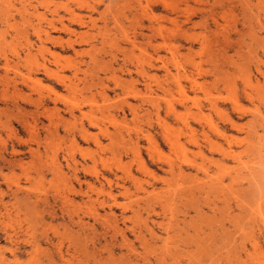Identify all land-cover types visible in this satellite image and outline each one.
Listing matches in <instances>:
<instances>
[{
  "label": "rangeland",
  "instance_id": "1",
  "mask_svg": "<svg viewBox=\"0 0 264 264\" xmlns=\"http://www.w3.org/2000/svg\"><path fill=\"white\" fill-rule=\"evenodd\" d=\"M109 3L0 0V264H264V0H156L151 94Z\"/></svg>",
  "mask_w": 264,
  "mask_h": 264
},
{
  "label": "bare ground",
  "instance_id": "2",
  "mask_svg": "<svg viewBox=\"0 0 264 264\" xmlns=\"http://www.w3.org/2000/svg\"><path fill=\"white\" fill-rule=\"evenodd\" d=\"M29 1V0H28ZM32 1V0H31ZM51 1V0H50ZM110 2H113V4H111V3H109V4H111V5H114V8L113 9H115L114 10V12H116V14H117V12L118 13H123V16L125 17V14H126V10L125 11H121V12H119V10H118V8L120 9H125L126 7H129V11L131 12V14H132V16H133V20L131 21V24L132 25H135V26H132V28L134 27V29H135V31H134V34L132 35V36H130V34L128 33V31H126L125 32V30H123L122 32L125 34V37H127L128 38V44H130L129 46H131V48L130 49H126V50H120L121 48H118L121 52H123V54L125 55V59H123V63H124V67H127L128 68V64L130 63V62H132L133 61V59H130V57H132V58H134L138 63H139V65H137V75L139 76V79H137L135 82H138V81H143V82H145V88H146V90H148V91H145V92H149V94H151L152 92H153V89H151V85H150V83H153L152 82V80L153 81H157L158 79L156 78V76L155 75H150L144 68H143V66L145 65L144 63H143V65H142V63H141V60H140V58L142 59L143 57H141L142 56V54H143V48H142V43L138 40L139 38H141L142 39V41L143 40H145L144 42H146V39H147V44H149L151 47H152V49L154 50V52H155V55L154 56H152V58L150 59V61L148 62L149 64H150V67H152L153 69H158V66H157V64H159L158 62L161 60V57L160 56H157L159 53V46H158V44H153V40H155L156 39V37H157V35H159L158 33H159V31H160V27H159V25H160V23L159 22H157L158 20L157 19H155V15H150V12H152L153 11V9L155 10V4H156V0H109ZM143 1H145V2H143ZM37 2H38V4L40 5V4H44V5H46V0H37ZM8 4V3H7ZM26 4H28V3H25V2H21V8H23L24 10H27L28 9V7L26 6ZM30 4V3H29ZM28 4V5H29ZM153 4V5H152ZM34 5V4H33ZM111 5H109L108 7H111ZM45 7V6H44ZM32 8H33V10H32V15L33 16H35V18L37 19V23H36V25H34V24H32L33 25V31L35 32V34L38 36V38H39V41L41 42V44L42 45H44V40H46L47 39V41L48 40H50L51 42H53V43H57L58 42V40L61 38V37H59V38H55L54 36H51V34H50V30L49 29H51V30H53V31H65L66 33H69V34H73L75 31H74V29L73 28H71V25H73V24H79V26L80 25H82V24H86L87 23V21H89V20H86V19H84V17H81L80 15H72L71 17H70V22L69 23H65L64 21H62L61 20V25L59 26V25H57V24H55L52 20H50V22L48 21V20H46V17L44 16V12H38V6H37V4L36 5H34V6H32ZM112 8V7H111ZM133 8L135 9V11H134V13L132 12V10H133ZM126 9H128V8H126ZM16 10H18L19 12H21V10L18 8V9H16ZM23 10V12H25ZM27 12V11H26ZM47 12V11H46ZM18 13V12H17ZM22 13V12H21ZM212 13V12H211ZM28 14V13H27ZM116 14H114V15H116ZM223 14V13H222ZM31 15V14H30ZM118 15V14H117ZM149 15V16H148ZM24 16H26V15H23L22 17H20V18H24ZM113 16V15H112ZM114 17V16H113ZM118 17V16H117ZM121 17V16H120ZM129 16H127L126 18H128ZM147 17V18H146ZM30 18V17H29ZM28 18V19H29ZM90 26H92V27H94V26H96V20L95 19H93V18H91V15H90ZM144 18H146V19H148L149 20V25L146 27L147 29H149V31H150V34H146L144 31H143V29H145L144 27H143V25H144ZM212 18H213V16H212ZM215 18V17H214ZM213 18V19H214ZM27 19V18H26ZM32 19V18H31ZM31 19H29V20H31ZM34 19V18H33ZM103 19V18H102ZM113 19V18H112ZM114 19H116V18H114ZM113 19V22L114 21H117V20H114ZM118 19V18H117ZM7 20V19H6ZM153 20H155L156 22H154ZM215 20V19H214ZM25 21V20H24ZM46 21H48L47 23H46ZM104 21H106V20H104ZM120 21V20H119ZM29 22V21H28ZM45 23V25L47 24L48 26H50L49 27V29H47V27L46 26H44L42 23ZM118 22V21H117ZM30 23H31V21H30ZM104 23V25L102 26V27H107L106 25H107V22H103ZM216 23V22H215ZM120 24L122 25L123 23H122V21L120 22ZM120 24H118L119 26H121ZM89 25V24H88ZM117 25V24H116ZM117 25V26H118ZM158 25V26H157ZM31 26V25H30ZM29 26V27H30ZM145 26V25H144ZM217 26V25H216ZM32 27V26H31ZM98 27V26H97ZM24 28V27H23ZM27 28V27H26ZM98 28H101V26H99ZM123 28H125L124 27V25H123ZM21 29V28H20ZM28 29V28H27ZM26 29V30H27ZM146 29V30H147ZM27 32V31H26ZM84 32V31H83ZM99 33H100V30H99ZM34 34V33H33ZM77 34V33H76ZM101 34V33H100ZM176 34V33H175ZM26 35L28 36V34L26 33ZM25 36V35H24ZM102 36V35H101ZM160 36V35H159ZM94 37V36H93ZM103 37V36H102ZM104 38V37H103ZM158 38V37H157ZM188 38V37H187ZM29 39V38H28ZM79 39V38H78ZM61 40H62V38H61ZM60 40V41H61ZM88 40V39H87ZM27 41V40H26ZM77 40H72V39H68V41H67V43L72 47V48H74L75 49V47H74V42H76ZM84 42V37H82V33H81V40L80 41H78L79 43H78V45L80 44V43H82V42ZM28 42V41H27ZM31 42V41H30ZM231 42V41H230ZM61 44V43H60ZM94 44V43H93ZM93 44H90L89 43V45H91V46H94ZM228 44V43H227ZM29 45L30 46H32V44L31 43H28V47L26 48V53H25V58H29L31 55H32V51H31V49H30V47H29ZM62 45V44H61ZM145 45V44H144ZM39 46V45H38ZM41 46V45H40ZM39 46V50H41V47ZM45 46V45H44ZM119 46V45H118ZM145 47V46H144ZM189 47V46H188ZM46 47H42V50H44ZM93 48V47H92ZM135 48H138L139 50H140V53L139 54H137V52L135 53ZM147 48V47H146ZM190 48V47H189ZM135 49V50H134ZM148 51V50H147ZM75 52L76 53H78L76 50H75ZM112 54H114L113 52H112ZM152 54V53H151ZM123 55V56H124ZM149 55V54H148ZM18 57H20L19 55H18ZM23 57V58H24ZM114 57H116V56H114ZM126 57L128 58V59H126ZM149 57V56H148ZM135 60H134V63H132L133 64V66H134V64L136 63L135 62ZM129 61V62H128ZM27 62H29V61H27ZM26 62V63H27ZM131 64V63H130ZM27 65H29V63H27ZM43 66V65H42ZM41 66V67H42ZM71 66V65H70ZM136 66V65H135ZM140 66L142 67V68H140ZM71 68V67H70ZM69 68V69H70ZM29 69V68H28ZM32 69V68H31ZM30 73V72H29ZM130 75H132V73H129ZM33 78V77H32ZM29 79H30V77H29ZM28 79V80H29ZM66 79V78H65ZM64 78H60V79H58L59 80V82L60 83H62L64 86H66V87H71V82H70V84L65 80ZM178 80V79H177ZM122 81V80H121ZM121 81L118 83V85H119V87L121 86ZM148 81V82H147ZM137 85V84H136ZM135 85V88L133 89V90H131V91H129V93H128V95L130 96V95H132V97L134 98V99H136V100H143L142 98H145V94H144V92L142 91V90H140V88H138L137 86ZM167 85V84H166ZM201 85V84H200ZM199 85V86H200ZM180 87H182L181 85H180ZM201 88V87H200ZM120 89H122V86L120 87ZM142 89V88H141ZM172 89L171 88H169L168 90L166 89V90H164L165 92L167 91L168 92V94H169V92H172L171 91ZM174 90V89H173ZM56 92V91H55ZM122 92V91H121ZM121 92H120V94H121ZM104 94H106V93H104V91H103V95ZM120 94H119V96H120ZM154 94V93H153ZM106 96V95H105ZM104 96V97H105ZM154 96V95H153ZM162 96V95H161ZM145 99H148V97H146ZM153 100H155V99H153ZM124 101L127 103V104H130L129 103V101H128V98H126V97H124ZM132 103V102H131ZM170 103V102H169ZM130 106V105H129ZM197 106V105H196ZM200 106V105H199ZM174 108L175 107H173L172 106V104H170V107H169V109H170V111H174ZM200 108V107H199ZM134 109H136L135 107H134ZM175 111H176V109H175ZM143 112V111H142ZM176 113V112H175ZM93 124H95V122L93 123ZM152 125V124H151ZM170 129V128H169ZM84 132L83 134H86L87 136L85 137V138H90V137H88V136H90L89 134L90 133H88L87 132V130H85V129H82L80 132ZM163 131V130H162ZM164 132V131H163ZM83 134H82V136H83ZM97 142V144L99 145V141L97 140L96 141ZM171 142V141H170ZM16 151V150H15ZM262 164V163H261ZM179 170H181V169H179ZM150 192V191H149ZM151 194V193H150ZM147 199V198H146Z\"/></svg>",
  "mask_w": 264,
  "mask_h": 264
}]
</instances>
